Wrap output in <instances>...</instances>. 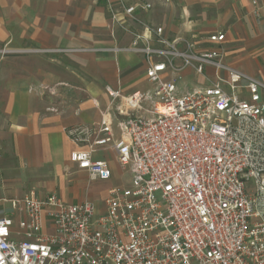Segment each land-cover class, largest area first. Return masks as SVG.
I'll use <instances>...</instances> for the list:
<instances>
[{
  "label": "built area",
  "instance_id": "1",
  "mask_svg": "<svg viewBox=\"0 0 264 264\" xmlns=\"http://www.w3.org/2000/svg\"><path fill=\"white\" fill-rule=\"evenodd\" d=\"M104 1L132 42L94 51L142 55L153 88L106 87L100 122L67 131L70 161L107 181L112 170L95 155L112 150L130 186L109 190L101 209L56 193L1 200L0 264H264V82L225 62L224 33L196 42L162 27L137 32L138 7ZM253 4L258 15L264 5ZM188 69L206 84L182 91Z\"/></svg>",
  "mask_w": 264,
  "mask_h": 264
},
{
  "label": "crops",
  "instance_id": "2",
  "mask_svg": "<svg viewBox=\"0 0 264 264\" xmlns=\"http://www.w3.org/2000/svg\"><path fill=\"white\" fill-rule=\"evenodd\" d=\"M122 1L138 4L136 13L143 14L147 10H142L145 5L139 4L143 1L156 4L158 0ZM178 1L182 4L179 9L182 21L178 23L177 31L165 23L158 25L164 29L165 37L169 40L198 37L194 41L204 42L208 31L223 23L218 21L213 25L197 20L195 8L226 2L228 10L219 11L215 17L237 19L238 24L230 27L231 42L240 50L243 45L254 46L255 57L239 64L229 62L226 55L224 60L264 82V72L258 69L262 65L258 57L263 56L264 50H260L257 43L258 37L264 36V9L256 15L253 4L257 1L261 7L264 0ZM171 4L169 0L162 9L157 6L162 17L176 13ZM202 14L207 16L204 11ZM133 29L140 31L142 28L134 23ZM218 32L222 31H213ZM131 42V34L113 25L104 0H0V86L4 89L0 91V98L5 100L6 125L18 148L23 180L50 179V186L56 190L53 193L61 196L59 189L66 182L65 171L74 168L78 175L87 177L70 161L71 152L77 147L67 136V131L100 122L110 103L106 87L120 90L123 95L153 88L147 79V66L142 55L94 51L127 47ZM208 73L213 75V70L208 68ZM205 84L194 70L183 73L182 91H192ZM46 86L55 87L57 95L41 94L40 89ZM50 107L58 108L59 112L48 111ZM95 158L109 164L112 178L125 171L112 150L97 153ZM23 180L20 178L9 189L22 186ZM248 190L254 192L253 183L248 185ZM64 192L66 198L61 197L74 203V198L69 199V191L64 189ZM2 194H6V190H0V196ZM3 199L6 198H0V201Z\"/></svg>",
  "mask_w": 264,
  "mask_h": 264
},
{
  "label": "rangeland",
  "instance_id": "3",
  "mask_svg": "<svg viewBox=\"0 0 264 264\" xmlns=\"http://www.w3.org/2000/svg\"><path fill=\"white\" fill-rule=\"evenodd\" d=\"M167 1L169 0H158L155 3L143 1L139 5H150V9L146 13H136L135 24H138L143 29L144 25L159 27V24H167L168 27L174 32L178 29V23L182 21L179 17V9L182 7L178 0H171V6L175 9L173 16H164L163 13L159 11L158 7L162 9L165 7ZM125 4V3H124ZM126 6H138V4H125ZM156 6V10H155ZM228 4L226 2L222 4H204L200 5V8H195L197 13V20H200L204 23H209L216 25L218 21L222 22L223 25L218 26L216 29L208 31L206 36L214 34L213 31L220 30L226 35V42L222 46L225 55L229 62L234 64L246 62L247 58H252L254 56V46L245 47L242 46V50L238 49L232 41V33L230 27H233L235 24H238V20L235 18L219 20L215 16L219 11L228 10ZM139 10V9H138ZM137 10V11H138ZM136 11V12H137ZM202 11L206 13V17L203 16ZM142 12V11H141ZM222 13V12H221ZM141 29V30H142ZM141 30L137 32H141ZM178 33V32H177ZM177 35V34H176ZM248 37V36H247ZM198 39V37H192L188 40ZM228 39V42H227ZM248 39V38H247ZM245 39L247 42L248 40ZM244 41V42H245ZM258 48L264 50V36L258 37ZM255 45V44H254ZM257 46V45H256ZM247 48V49H246ZM259 52V51H258ZM257 54H260L258 53ZM262 54V53H261ZM259 61L262 63L261 67H258L259 70L264 72V53L263 56L259 55ZM4 90L0 86V91ZM4 99L0 98V190H6V194H2L0 198L13 199V198H22L25 195L30 194L31 192L37 193L41 197H46L49 194L53 193V187L50 186L52 180L44 178H29L28 180H23V167L19 161L18 148L11 138L10 129L6 125V116L4 113ZM21 170V171H20ZM23 180L22 186H18L14 189H9L10 185L17 183L19 179ZM131 174L128 171H124L116 178H112L107 181H93L88 180V177L84 175H78L74 168H70L65 171V180L64 186L60 188V192L65 196V190H68L70 193L69 199L74 198V203L80 202L82 200H91L96 203L100 209L104 207V202L108 198L109 190L113 188H128L131 183ZM8 187V188H7ZM58 192V191H57ZM60 194V193H59ZM61 195V194H60ZM61 195V196H62ZM63 197V196H62ZM68 200V199H66Z\"/></svg>",
  "mask_w": 264,
  "mask_h": 264
}]
</instances>
